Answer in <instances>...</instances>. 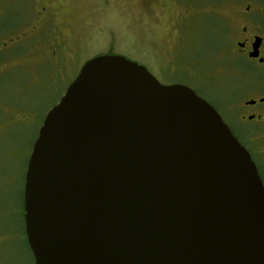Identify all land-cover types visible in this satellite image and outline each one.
I'll list each match as a JSON object with an SVG mask.
<instances>
[{
    "label": "water",
    "instance_id": "water-1",
    "mask_svg": "<svg viewBox=\"0 0 264 264\" xmlns=\"http://www.w3.org/2000/svg\"><path fill=\"white\" fill-rule=\"evenodd\" d=\"M36 264H264V183L193 89L120 55L84 64L28 161Z\"/></svg>",
    "mask_w": 264,
    "mask_h": 264
},
{
    "label": "rangeland",
    "instance_id": "rangeland-1",
    "mask_svg": "<svg viewBox=\"0 0 264 264\" xmlns=\"http://www.w3.org/2000/svg\"><path fill=\"white\" fill-rule=\"evenodd\" d=\"M0 0V35L10 36L0 73V264H35L24 218L28 160L43 120L86 62L120 55L144 65L162 83L205 80L195 87L214 106L219 84L237 64L224 51L228 0ZM52 47L58 49L54 59ZM199 71V72H198ZM197 72V73H196ZM219 82H218V80ZM19 112V113H18ZM8 239V240H7Z\"/></svg>",
    "mask_w": 264,
    "mask_h": 264
},
{
    "label": "flooded vegetation",
    "instance_id": "flooded-vegetation-1",
    "mask_svg": "<svg viewBox=\"0 0 264 264\" xmlns=\"http://www.w3.org/2000/svg\"><path fill=\"white\" fill-rule=\"evenodd\" d=\"M203 1L188 0L187 5L191 8L195 5L197 15H200L205 13L199 5ZM228 6L230 15L226 19L222 18L226 39L224 51L238 63L227 68L222 75L226 77L219 84L225 92L224 106L217 108L197 92L195 87L198 86H218L212 80H205V73L196 72L200 77L195 82L196 86L188 81L174 84L193 89L219 113L235 138L250 154L264 183V0H228ZM7 35H0V69L6 62L9 42H17L11 38L13 36L8 39L3 37ZM51 49L56 54L53 58L57 59L58 49ZM5 242L6 239L0 237V251Z\"/></svg>",
    "mask_w": 264,
    "mask_h": 264
}]
</instances>
